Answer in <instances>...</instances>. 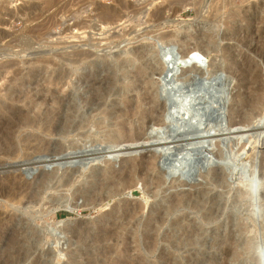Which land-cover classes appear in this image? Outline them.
<instances>
[{"label":"rangeland","instance_id":"374dc122","mask_svg":"<svg viewBox=\"0 0 264 264\" xmlns=\"http://www.w3.org/2000/svg\"><path fill=\"white\" fill-rule=\"evenodd\" d=\"M247 1L250 0H0V264H107L105 254L112 256L116 251L120 252L112 256L113 260L131 257L132 262L127 260L131 264H242L243 258L246 264L263 263L264 139L260 137L264 138V88L260 116L252 125L258 128L254 132L250 127L240 128L243 136L227 135V123L244 122L246 101H240L238 95L245 99L255 93L256 86H250L249 79L236 80L225 72L229 56L220 52L232 43L222 38L229 33L225 26L228 15L256 0ZM256 27L253 24L250 29ZM195 48H199L204 60L199 71L202 74L185 85L180 83V74L167 79L174 68L184 73L185 69L179 68L181 57L185 50ZM139 49L147 52L145 59H138ZM250 57L262 75L264 87V62ZM168 58L173 69L162 82L166 94L158 97L149 90V96L141 94L135 100L137 93L129 92L132 89L127 86L135 82L133 70L125 60L143 64L148 72L141 80L156 81L153 68ZM221 67L220 76H226L222 84L227 82L229 89L225 98L221 87L212 91L209 85L216 80L211 75ZM59 70L68 72L64 75ZM56 76L69 85L50 87V80ZM47 89L65 93L69 100H63L48 132L35 133L44 140L43 145L37 141L20 144L19 140L28 137L31 129L19 126V116L28 109L27 103L31 107ZM26 93L29 99L19 100ZM136 101L146 107L153 104L148 111L154 122L165 115L160 112H164L161 106L166 104L165 113L171 118L168 128H143L140 113L138 117L115 118L116 109L134 107ZM145 106L140 112L147 109ZM187 106L189 111L184 108ZM216 123L222 125L217 132ZM135 134L148 137L147 145L152 149L148 157L161 155L149 172L155 176V184L144 188L138 183L134 192L113 197L106 206L87 204L86 198L99 186L97 182L103 175L114 177L125 165L117 156L108 155L107 146L117 138L133 144ZM188 144L201 152L187 153ZM156 145L160 147L153 149ZM135 155L138 156L132 153L130 158ZM110 158L113 160L109 163ZM185 158L193 161L189 173L176 177L183 171ZM108 166L114 169L106 172ZM172 196L183 198V204L170 212L168 200ZM126 207L141 209L134 224L127 228L139 247L134 244L123 252L112 241L96 245L95 232L87 235L82 231L80 241L70 233L71 224L77 221L113 229V219ZM161 212L165 219L159 224L155 217ZM147 239L153 246L147 244ZM238 240L240 245L233 246ZM243 241L249 251L241 246ZM228 247L235 251L230 259L225 256Z\"/></svg>","mask_w":264,"mask_h":264},{"label":"bare ground","instance_id":"6f19581e","mask_svg":"<svg viewBox=\"0 0 264 264\" xmlns=\"http://www.w3.org/2000/svg\"><path fill=\"white\" fill-rule=\"evenodd\" d=\"M18 1V0H17ZM246 1V0H245ZM251 1V0H250ZM250 1H247L248 3ZM28 2V0H27ZM33 2V1H32ZM39 4V3H38ZM246 4V3H245ZM26 5V4H25ZM28 5V4H27ZM223 5V4H222ZM32 6V5H31ZM30 6V7H31ZM226 7V6H225ZM223 9V8H222ZM227 9V7H226ZM34 11V10H33ZM111 15H109L110 17ZM107 17V16H106ZM108 17V18H109ZM113 17V16H112ZM111 18V17H110ZM229 18V21L226 22L227 24H225L226 26V30L229 31V33L227 31H224V32H227V34L223 35L222 38L223 40H227L228 42H232L231 44H227L225 45L223 48L220 49V52H222V54L225 56V55H228L229 57V60L226 62L224 68L223 69L225 72L227 71L233 78H235L236 80H245V79H249V84L250 86H253L255 85L256 87L254 88L255 90V93L245 99H242L240 94L238 95V89H235L236 90V94L235 95H238V98L240 101H246V109L245 111L243 112V124L241 125L240 123H236V122H231V124H228V130H227V135L229 134L230 135H234L236 134L237 136H240L242 135L241 134V131H239L240 128H247V127H250L252 128V125H253V122L254 120H256L257 118H259L260 116V108L259 106L262 105V96H261V91L263 90V85H262V81H261V78H262V75L261 73L257 70H255V63L254 61L251 59L250 56H253L254 58H256L259 62H264V0H256L254 2H250L249 4H247L246 6H243V7H240V8H237L236 10H233L229 15L228 17ZM222 19V18H221ZM111 21V20H110ZM222 21V20H221ZM106 22V21H105ZM225 21H223L222 23H224ZM255 24L257 27L254 28V29H250L251 25ZM194 25V24H193ZM221 26V24H220ZM191 28V27H190ZM218 28V27H217ZM253 28V27H252ZM185 29H188L187 27ZM75 34V33H74ZM75 36V35H74ZM76 37V36H75ZM74 38V37H73ZM208 44V43H207ZM198 47V46H197ZM132 48V47H131ZM204 49V48H203ZM6 51V50H5ZM138 52H140L139 54H137L138 56V59L141 60V59H145V56L147 55V52L142 50L140 51L137 50ZM247 52L249 55H247ZM171 54V53H170ZM189 55H192L193 57H196L199 61H201L202 63H204L203 61V57H202V54L199 52V48H195V49H190V50H185L184 51V56L181 57V61L182 62H185L186 61V58L189 56ZM79 56V55H78ZM136 57V56H135ZM169 57V56H168ZM80 58V57H78ZM132 57H130L129 59H131ZM129 59H126L125 60V64H128V66L132 67L131 70H133V79H135V82L134 80L132 81V83H128L127 86H129L132 90L129 91V92H136L137 95H135V100H137L136 98H141V94H147L149 96V90H152L153 93L155 95H157L158 97H160V95L162 94L163 95V92L166 94V91L164 90L163 86H162V82L164 81V78L166 77L169 69H168V66H167V62L165 61H160L162 62L161 64H157L154 65L156 66L157 68H153L155 69L152 73L153 75H156L158 78L156 79V81H150V80H141V77L143 78L144 75L147 74V69L143 66V64H138L133 62L132 60H129ZM135 60V58H133ZM168 59H171V58H168ZM162 60V59H161ZM255 60V59H254ZM256 61V60H255ZM257 61V62H258ZM124 62V61H123ZM140 63H142L140 61ZM157 63V62H156ZM172 63V62H171ZM54 64V63H53ZM131 64V65H130ZM173 64V63H172ZM38 67V66H37ZM61 68V67H60ZM223 67L220 68V70H216V72L211 75V77H214L216 78L217 80V77L219 78L220 77V71ZM200 69L201 68H198V67H191V68H186L184 73H181L182 71H180V76L181 78L179 79L180 80V83L182 85H185L187 83H191L193 80L192 79H195L197 76L201 75L200 74ZM47 71V70H46ZM60 71V70H59ZM58 71V72H59ZM63 71V70H62ZM65 71V70H64ZM173 71V70H172ZM256 71V72H255ZM34 73H37L35 71H33ZM31 72V73H33ZM54 72L56 73V71L54 70ZM57 72V73H58ZM68 72V71H66ZM66 72H63L61 73V71L59 73L61 74H64ZM53 73V72H52ZM58 73V74H59ZM252 73H255V75H252ZM65 75V74H64ZM63 75V76H64ZM206 75V74H205ZM222 75V74H221ZM33 76V75H32ZM54 75H52L53 77ZM165 76V77H164ZM224 76V75H223ZM54 77L51 78L53 80H50V87L53 86V87H59L61 84L63 86V88L68 84L67 81H65V79H63L62 77ZM80 77V76H79ZM98 77V76H97ZM153 77V76H152ZM205 77V76H204ZM226 77V76H225ZM224 77V79H225ZM241 77V79H239ZM56 78V79H55ZM167 78V77H166ZM96 79V78H95ZM155 79V78H154ZM90 80V79H89ZM178 80V79H177ZM178 80V81H179ZM48 81V80H47ZM46 81V82H47ZM69 81V80H68ZM110 81V80H109ZM108 81V82H109ZM91 82V81H90ZM96 82V81H95ZM134 82V83H133ZM194 82V81H193ZM165 83V82H164ZM227 83V82H226ZM222 84L221 85V88L222 89V97L225 95L226 93V97H227V94L229 92V89L227 87L228 84ZM46 84V83H45ZM86 84V83H85ZM89 84V83H87ZM94 84V83H93ZM48 85V86H49ZM69 85V84H68ZM84 85V84H82ZM91 85V84H89ZM114 85V84H113ZM112 85V87H113ZM87 86V85H86ZM108 86V85H107ZM161 86V87H160ZM12 87V86H11ZM48 87V88H50ZM53 87L51 89H53ZM97 87V86H96ZM101 87V86H100ZM14 88V87H13ZM22 88V87H21ZM61 87V89H63ZM94 88V87H93ZM16 89V87H15ZM8 90H12V89H8ZM17 90V91H16ZM13 91H16L15 93L18 92V89H16ZM48 91H45L43 93V95L39 96V100H36L37 102H34V103H31L32 106H30V104L27 103L26 107H28V109L24 112H21V116H19L20 119H22V122L20 123L19 126L21 127H25L28 128V129H31V131L28 133V137H26L25 139L23 140H19L20 144L22 143V141H26V143L28 142L29 144L30 143H33V141H37L39 142V145H43V139L40 138V137H37V134H35L37 131H43V132H48L49 128L52 126L51 123H52V120L55 118L56 114L59 112V110L61 109V104L63 102L64 99H68L66 98V96L63 94V93H60V91H56V89L54 91H50V89H47ZM77 90V89H76ZM170 90V89H169ZM173 90V89H172ZM13 91L11 92V94L13 96H16L14 95L15 93H13ZM22 91V90H21ZM19 91V92H21ZM64 91V90H63ZM61 91V92H63ZM78 91V90H77ZM106 92V91H105ZM5 93V92H4ZM8 93H10L8 91ZM98 93V92H97ZM173 93V92H172ZM19 94V93H18ZM82 94V93H81ZM104 94V93H103ZM126 94V93H125ZM221 94V93H220ZM219 94V95H220ZM21 95H23V93H21ZM64 95V97H63ZM75 95V94H74ZM93 95V94H92ZM129 95V94H128ZM147 95H142L143 97L147 96ZM161 95V96H162ZM218 95V94H217ZM10 96V95H8ZM20 97V95H17V97ZM147 96V98H148ZM229 96V95H228ZM11 97V96H10ZM17 97H12V99L14 98H17ZM78 97V96H77ZM222 97L220 99H222ZM8 100H9V97H7ZM29 99L27 93L24 94L23 97H20L19 100H21L23 102L22 99ZM31 98V97H30ZM128 98V97H127ZM191 98V97H190ZM193 98V97H192ZM225 98V97H223ZM229 98V97H228ZM227 98V99H228ZM25 99V100H26ZM15 100V99H14ZM24 100V102H25ZM69 100V99H68ZM125 100V99H124ZM142 101L143 98L141 99ZM150 100H153V99H150ZM148 99V102L150 101ZM168 100V99H167ZM13 100L10 99V102H12ZM67 101V100H65ZM134 101V100H133ZM140 101V100H139ZM141 101V102H142ZM169 101V100H168ZM235 101H238L235 100ZM15 102V101H13ZM127 102V101H126ZM147 102V101H146ZM17 103V102H16ZM137 103V105H135L134 107H128L127 105L125 107V109H122V110H119V109H116V113L115 114H118L116 115L115 118H121V117H131V116H136L137 114L140 115L139 117V120L143 122V128L149 130V129H152L154 128V126H157V125H160V126H168V122L170 120H168V115L167 113H165V106L166 104H163L161 106V108L163 109L164 112H160V113H164L165 115L162 116V119L157 121V122H154V120L151 118V115L149 113V111L151 110L150 108L152 107H149L151 105H149L148 107L145 106V104L143 105H139L140 103L139 102H135ZM144 103V102H143ZM154 103V102H153ZM2 104V103H1ZM13 104V103H12ZM12 104L9 105V104H4L6 106H8V108H11L12 107ZM69 104V103H68ZM147 104V103H146ZM157 104V103H156ZM63 105V104H62ZM14 106V105H13ZM16 106V105H15ZM145 106L147 109L140 112L142 109L141 107ZM63 107V106H62ZM193 107V106H192ZM7 108V107H6ZM4 108V109H6ZM17 108V106L15 107V109ZM154 108V107H153ZM157 108V107H156ZM155 108V109H156ZM185 109H187L188 111L191 109L190 106H187V107H184ZM183 108V109H184ZM3 109V110H4ZM13 109V108H12ZM24 109V108H23ZM22 109V110H23ZM141 109V110H139ZM144 109V108H143ZM158 109V108H157ZM7 110H11V109H7ZM21 110V111H22ZM86 110V109H85ZM149 110V111H148ZM14 111V110H13ZM115 111V110H114ZM160 111V110H159ZM185 111V110H184ZM10 112V111H9ZM153 112V110L151 111ZM8 113V112H7ZM11 113V112H10ZM64 113V112H63ZM157 113V112H156ZM200 113V112H198ZM13 114V113H12ZM17 114V113H16ZM60 114V113H59ZM6 115V114H5ZM158 115V114H157ZM192 116V115H191ZM138 117V115H137ZM18 118V120H20ZM136 118V117H135ZM132 119V118H131ZM160 119V118H159ZM17 120V121H18ZM115 120V119H114ZM118 120V119H116ZM121 120V119H119ZM118 120V121H119ZM21 121V120H20ZM123 120L119 121L122 122ZM125 121V120H124ZM137 121V120H136ZM133 122V121H132ZM139 122V121H138ZM218 122V121H217ZM85 123V122H84ZM118 123V125H119ZM140 123V122H139ZM17 124V122H16ZM87 124V123H86ZM126 124L128 125V123L126 122ZM134 124V123H133ZM132 124V125H133ZM142 124V123H141ZM116 125V124H114ZM125 125V124H123ZM137 125V124H136ZM226 125V126H227ZM230 125V127H229ZM258 125V124H256ZM54 126V125H53ZM117 126V125H116ZM120 126V125H119ZM131 126V125H130ZM221 123H216V132H217V129H220L221 128ZM85 127V126H84ZM118 127V126H117ZM121 127L122 126V123H121ZM163 127V128H164ZM213 127V126H212ZM258 128V126H253V128L250 130V131H253L254 132V129L255 128ZM124 128V127H123ZM122 128V129H123ZM132 128V127H131ZM130 128V129H131ZM158 128V127H157ZM168 128V127H166ZM125 129V128H124ZM123 129V130H124ZM137 129V127L135 128V130ZM264 129V127L262 128V130ZM133 130V129H132ZM144 130V129H143ZM162 130V128H161ZM245 130V129H244ZM259 129H257L258 131ZM131 131V130H129ZM154 131V130H153ZM42 132V133H43ZM136 132V131H134ZM140 132V131H139ZM155 132V131H154ZM132 133V131L130 132ZM146 133V132H145ZM243 133V132H242ZM261 133V132H260ZM139 134V133H137ZM137 134H135L137 136ZM160 134V133H159ZM259 134V133H258ZM257 134V135H258ZM262 134V133H261ZM260 134V136H261ZM134 135V134H133ZM216 135V134H215ZM23 136V135H22ZM27 136V135H26ZM49 136V135H48ZM119 136V135H118ZM219 137V135H216V137ZM243 136V135H242ZM263 136V135H262ZM130 137H133V136H130ZM210 137V136H208ZM257 138H259V135L256 136ZM7 138V137H6ZM40 138V139H39ZM117 138V137H116ZM158 138V137H157ZM261 140L264 139L263 137H260ZM9 140V137L7 138ZM16 139H19V138H16ZM130 139V138H129ZM128 139V140H129ZM209 139V138H208ZM211 139V138H210ZM237 139H240V138H237ZM1 140V139H0ZM114 140V139H113ZM131 140V139H130ZM154 140V139H152ZM156 140V139H155ZM154 140V141H155ZM221 140V139H220ZM232 140V139H231ZM254 140H255V137H254ZM257 140V139H256ZM6 141V140H4ZM12 141V139H11ZM11 141H9V143H12ZM115 141V140H114ZM126 141V139H125ZM125 141H122V138L121 139H118L116 140V142L110 144V146H107V149H110V152H108V155L110 154V156H117L118 159L120 161H123L122 163L125 164V165H121L122 168H120V171H118L117 175L114 177H105L103 175V179L101 180L100 179V183L97 182L99 184H97L98 187H96V189H91L92 191L90 192V196L87 197V204L89 203L90 205H98V203L100 204H104L106 206L105 203H107L109 199L113 198V197H118V196H121L122 194H124L125 192H134L136 189V186L138 183H140L144 188L147 186H151L152 184H155L154 181H156V178H154L155 176H151L149 175V172L152 171L153 167H154V162L156 161V158L160 157L161 155H157V154H153V155H147V152L148 151H151L152 149L148 147V137H146V134L145 135H142L140 134L139 136H137L135 138V141H133V144H126ZM152 141V142H154ZM158 141V140H157ZM242 141V140H241ZM253 141V140H252ZM7 142V141H6ZM16 142V141H14ZM18 142V143H19ZM156 142V141H155ZM249 142V141H248ZM4 143V142H3ZM8 143V144H9ZM129 143V142H128ZM191 143H194V142H191ZM233 143V142H232ZM250 143H251V140H250ZM250 143H246L247 145L249 144L250 146ZM257 143V141H256ZM259 143V141H258ZM257 143V145H258ZM261 143V142H260ZM16 143H13V145H15ZM23 144V143H22ZM38 144V143H37ZM153 144V143H152ZM156 144V143H155ZM240 144V142H239ZM253 144V142H252ZM251 144V145H252ZM1 145V144H0ZM10 145V144H9ZM8 145V146H9ZM50 145V144H49ZM232 145V144H231ZM246 145V146H247ZM262 145V144H261ZM6 146V145H5ZM12 146V145H11ZM190 146V147H189ZM198 146V145H197ZM240 146V145H239ZM247 146V147H249ZM7 147V146H6ZM14 152L16 150V146H14ZM156 147H160V145H156L154 148ZM189 147V148H188ZM188 147L186 150L187 153L191 152L193 149H196L195 147L191 146L190 144H188ZM29 148V147H27ZM232 148H236V147H232ZM10 149V148H9ZM13 149V148H12ZM112 149V150H111ZM245 149V147H244ZM7 150V149H6ZM11 150V149H10ZM8 151V150H7ZM105 151V150H104ZM1 152L4 153V151L2 150ZM6 152V151H5ZM9 153L6 152V154ZM12 153V152H11ZM10 153V154H11ZM132 153H136L138 154V156L135 155L132 156L134 158H130V155H132ZM152 153V151H151ZM220 153V152H219ZM1 154V153H0ZM150 154V153H149ZM129 155V156H128ZM10 156V155H8ZM106 156V155H105ZM128 156V158H127ZM192 157V155H190ZM26 157V156H25ZM100 157V156H99ZM102 157V156H101ZM117 157H115L117 159ZM6 158V157H5ZM191 160L190 157H187ZM3 159V158H2ZM186 159V158H185ZM184 159V160H185ZM109 163L110 161H112L113 159H108ZM183 160V161H184ZM117 161V160H116ZM103 163V162H102ZM112 163V162H111ZM186 164V163H184ZM183 165V164H181ZM124 166V167H123ZM111 167L112 166H108V170H106V172L108 171H111ZM113 168V167H112ZM116 168V167H115ZM179 168V167H178ZM106 169V168H105ZM114 169V168H113ZM184 169V167H183ZM182 169V170H183ZM177 171H179L177 169ZM113 172V171H112ZM181 172V171H180ZM98 176V175H97ZM182 176V175H180ZM100 177V176H99ZM105 177V178H104ZM99 180V179H98ZM70 181V180H69ZM96 182V181H94ZM95 184V183H94ZM157 184V187L159 186V183H156ZM156 186V185H155ZM243 197V196H242ZM183 198H179V197H170V199L168 200L169 203L171 204V206L168 207V209L170 210V212L172 211H175L176 209L178 208H181L182 204H183ZM200 200H201V197H200ZM199 200V201H200ZM215 200V199H214ZM239 201V200H238ZM201 203V202H200ZM199 204V202L197 203ZM103 205V206H104ZM100 206V205H99ZM86 207V206H85ZM98 207V206H97ZM115 207V206H114ZM130 207V206H128ZM79 208V207H78ZM113 208V207H112ZM111 208V209H112ZM127 208V207H126ZM131 208V207H130ZM118 208H116V211H117ZM129 209L127 208L126 210H123L122 213H120L119 211H117V213H120L121 215L119 217H117L116 219H113L112 221V226H115V228H110L108 229L107 227L104 226H95V227H91V226H88L86 225L84 222H81V221H77V222H73L71 224V229H70V233H72V235L74 234L77 238L79 237V235L83 232L87 235L91 234V232H95L96 233V238L94 239V243L96 245H98L99 247L102 246L103 243L105 242H108V241H112L114 242L115 244V247L118 249L121 248L125 251L123 252H126L127 249L131 248L132 245L135 244L136 247H139L138 246V243L137 242H134L135 240V237L132 235V232L130 230H128L127 228L129 227V225H131V223L135 220V217L140 213L141 209ZM79 210V209H78ZM121 211V209H120ZM159 211V210H157ZM169 211H165V213H167ZM4 213V212H3ZM80 213V212H79ZM164 213V214H165ZM163 212H161L159 215L157 214V216L155 217V221H157V223L161 224V223H164V215ZM2 215V214H1ZM167 215V214H166ZM120 220V222L118 223L117 220ZM237 220V219H236ZM63 221V220H62ZM176 222V221H175ZM61 223V222H60ZM111 224V223H110ZM134 224V223H132ZM149 225V224H148ZM147 225V226H148ZM158 228V227H157ZM130 229V228H129ZM83 231V232H82ZM125 232V235H123ZM135 232V231H134ZM73 235V236H74ZM135 235V234H134ZM189 235V234H188ZM233 234L231 233L229 236H232ZM15 236V235H14ZM81 236V235H80ZM85 236V235H84ZM12 237V236H11ZM17 237V236H16ZM15 237V239H16ZM19 237V236H18ZM82 238V237H80ZM235 238V237H234ZM79 239V238H78ZM76 240V239H75ZM83 240V239H82ZM231 240V239H230ZM233 240H236V239H233ZM17 241V239H16ZM80 241V239H79ZM153 241V240H152ZM151 241V242H152ZM147 244H151L150 246H153V243H150V239H147L146 240ZM9 243V242H8ZM15 243V242H14ZM18 243V242H17ZM22 243V242H20ZM19 243V244H20ZM10 244V243H9ZM16 244V243H15ZM120 244V245H119ZM249 244V243H248ZM247 244V245H248ZM13 245V244H11ZM117 245V246H116ZM140 245V244H139ZM237 246L240 245L239 244V240L238 241H235L233 246ZM246 244H244V241L241 242V246H243L244 250L247 249V251H249V248H246L245 246ZM17 246V245H16ZM7 247V246H6ZM11 247V246H10ZM249 247V245L247 246ZM9 248V247H8ZM14 248V247H13ZM110 248V247H109ZM229 248V247H228ZM233 248V247H231ZM242 248V247H241ZM251 248V247H250ZM135 249V248H134ZM121 250V249H120ZM243 250V249H242ZM20 251V250H19ZM115 251V250H113ZM234 251V250H231L230 248L229 249H226L225 250V256L226 258L228 259V257L230 256L231 252ZM237 251V250H236ZM9 252V251H7ZM14 252V251H13ZM118 251H116L117 253ZM120 252V251H119ZM118 252V253H119ZM121 252V253H123ZM235 252V251H234ZM233 252V253H234ZM238 252V251H237ZM115 253V254H116ZM250 253V252H249ZM15 254V253H14ZM113 254L115 257L116 255ZM124 254V253H123ZM121 254V255H123ZM8 255V254H7ZM112 255V256H113ZM238 255V253L236 254V256ZM243 255V254H242ZM248 255V254H247ZM15 256V255H14ZM59 256V255H58ZM104 256V255H103ZM112 256H110L109 254H105V262H107V264H131V260L132 259L130 256H127L130 257V259H123L119 257V260L118 258H116V260H113L112 259ZM126 256V255H124ZM8 257V256H7ZM12 257V256H11ZM231 257V256H230ZM229 257V259H230ZM251 257V256H250ZM4 258V257H3ZM233 258V257H231ZM239 259V257H237ZM246 258V257H245ZM6 259V258H5ZM247 259V258H246ZM8 260V258H7ZM38 260V259H37ZM127 260H130L131 262L129 263ZM242 260H244V262H242V264H246V260L243 258ZM254 260V259H253ZM4 261V260H3ZM36 261V260H34ZM5 262V261H4ZM39 262V261H38ZM110 262V263H109ZM9 264V263H8ZM37 264V263H36ZM106 264V263H105ZM134 264V263H133Z\"/></svg>","mask_w":264,"mask_h":264},{"label":"water","instance_id":"95a60500","mask_svg":"<svg viewBox=\"0 0 264 264\" xmlns=\"http://www.w3.org/2000/svg\"><path fill=\"white\" fill-rule=\"evenodd\" d=\"M171 61H172L171 59L166 61L168 66H169V70L173 69V66L170 65ZM174 65H176V64H174ZM193 66L201 68V69H203V67H204L203 63L201 61H199L196 57H193L192 55H189L186 58V61L181 63V65H179V68L180 69H186V68H191ZM179 74H180V71L179 70L176 71L175 68H174L173 71L167 75V79L175 78ZM222 81H224V79H223L222 76H220L217 80H214V82H211L209 85H210V88L212 89V91H214L218 87H221ZM193 116H196V114H193ZM170 119L171 118H170V114H169L168 115V120H170ZM191 152H194V153L201 152V149L200 148L193 149ZM186 155H187V153H186ZM186 160L187 159H185V161H184L186 164L183 165L184 166L183 171H181L180 173L179 172L176 173V175H175L176 177L179 176V174L186 176L189 173V169L188 168L193 164V161L187 160V162H186ZM253 192L254 193L252 194V198L255 199L257 197V191H256L255 187H254V191ZM136 194L138 195V193H136ZM262 262H263L262 264H264V260Z\"/></svg>","mask_w":264,"mask_h":264}]
</instances>
